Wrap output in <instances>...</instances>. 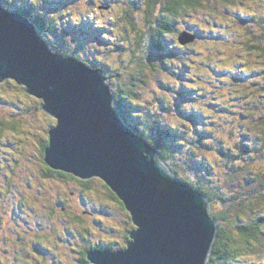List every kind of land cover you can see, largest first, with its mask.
Instances as JSON below:
<instances>
[{"label": "trees", "instance_id": "trees-1", "mask_svg": "<svg viewBox=\"0 0 264 264\" xmlns=\"http://www.w3.org/2000/svg\"><path fill=\"white\" fill-rule=\"evenodd\" d=\"M88 1L94 3L92 7L95 6L93 9H99L98 13L103 10L101 9L102 1H99L101 4H98L96 0ZM131 1L139 2V0H115L112 1L111 7L110 0H108L105 6L107 9H111L114 4H127L128 9L122 14L125 21L123 40L126 42L131 41L135 30L139 28L133 19L132 13L135 10H132L133 6L129 7V2ZM245 1L144 0L143 25L137 30L140 31L138 33L139 36L133 46L118 45L120 60L117 70H113L112 68H105L102 64H94L91 61L80 58V50L78 49L70 50L67 31L64 30L65 26L58 23L55 18L44 15L40 11V5H37V2L25 0V3L18 1L17 4L14 1L0 0V4L7 10L22 14L28 18L36 27L38 35L50 46L49 48L52 51L67 57L74 56V58L85 62L92 68L104 70L107 77L114 82L115 105L124 123L160 153L164 161L172 169L175 177L191 184L206 194L210 200V207L215 200H220L221 203H224V209L222 208L220 212H211L216 219L218 230L207 264H256L254 259L264 255V166L259 167L260 163L249 162L239 164L241 161H248L252 153L257 154L260 151H264V19H261L256 13L246 16L236 11L233 16L223 14L225 21H221L220 17L222 16H219L218 13L219 7H216V3L220 2L219 4L222 3L226 11L230 8L241 9L242 7H235V5H242ZM34 8H36V13L33 12ZM130 8L131 11L129 10ZM196 11L202 12V22L194 20ZM121 23L123 24V21ZM185 23L188 25L186 24L185 26ZM244 23L249 26H258L262 30L260 33L252 34V30L249 31L248 29L249 33H245L247 38L241 34V40H236L234 35L238 31V27L235 24ZM230 27H235V30H229L228 28ZM108 29L109 27L107 26ZM248 31L246 29V32ZM184 32L193 35L195 40L182 44L179 37ZM200 36L201 38L209 36L208 38L210 39L207 38L206 40L212 41V44L216 46L224 44L232 48L236 44L241 45V52L248 57L247 61L249 64L245 63L239 67V63H243L244 60H240L238 63L234 61L235 63L231 62L224 72V70H220L222 66L218 63H213V65L205 63L206 69L203 72L209 73L210 77L206 76L205 80L210 84L206 82L205 84L208 86H205L203 82L199 86L192 84L188 72L190 67L188 61L192 53H187V51L191 47L195 48ZM252 60L258 65L254 66V64H251ZM122 64L124 65L122 66ZM172 65H174L173 69H171ZM125 69L128 71H124ZM215 73L220 76L218 81L215 79ZM164 75L172 76L174 80L167 85L163 82ZM195 76L196 78H193L194 81H197V78L200 79L197 73ZM252 77H254L255 81L253 85H250L248 79ZM158 80L162 83L160 84ZM149 81H153L161 88L160 93L164 90L170 93L171 96L164 98L159 93L154 100L149 98L142 99L139 89L147 85ZM175 81H177L176 83L179 81L178 87ZM5 82H12L11 84L16 85L14 83L16 81L12 79ZM226 84L231 86L230 90L227 91L235 95L238 102L243 100L247 104V107H244L239 112V116L248 122L243 124V127L237 121L239 116H237L236 120L232 117V126L227 131H225L226 128L219 131L210 130L207 127L208 123L217 125V117L222 116L218 115V112H224L219 101L224 93H227L224 91V88H226L224 85ZM169 86H174V89ZM188 93L193 94L197 98L198 96H202L204 99L210 97L208 103L212 110L215 111L211 115H207L208 119H206L207 116L190 110L186 115L187 122L184 120L182 125L172 126L168 121L170 118L168 114H173L175 106L178 111H183L180 109L181 104L177 99L187 96ZM25 95L29 97L30 94L25 90ZM215 101H217L218 109L213 107ZM41 105L42 102L38 105L39 113L45 116V119L47 117V120L43 121L45 124L42 127L45 126V133L38 143L39 148L37 150L38 163L40 165L39 179L41 178L39 190L44 192L48 182H51V184L55 181L65 183L71 194L83 199V205L79 206L81 210V207L88 208L87 204L90 194H94L95 199L103 201L105 205H110L108 210L104 208L105 210L103 211L111 210L113 202L116 204L117 210L115 211L122 212L129 218H127L129 226L127 225L128 227L126 226L124 230H121L124 235L123 240L116 242L114 247L126 248L131 241L130 233L135 230L133 227L135 224L132 220V214L127 210L116 193L112 191L111 187L102 178L96 176L94 178L93 176L90 179H83L71 173L55 170L47 163L46 150L50 146V131L56 127L58 121L45 112ZM18 106L21 107L22 105L19 104ZM245 110L247 113L244 112ZM245 114L247 116L244 117ZM18 119L14 117L11 122L0 121V132L5 134L11 131L13 134L17 133L20 135L19 125L22 122L17 121ZM223 132L224 135H222ZM7 137L9 135L0 137V141ZM206 150L219 154L220 162L218 166H221L218 167L219 174H216V178L220 182H228L226 183L229 186L228 188L210 189L208 184L201 182L195 184L193 181L191 183L183 175V172L188 169L202 171L205 175L208 172L207 176L212 172L213 167H210V164L203 161L202 156H200V152ZM11 172L13 176L17 175V172ZM77 181L82 190H76L74 184H72ZM97 182L104 186V189L100 192H97L100 187L96 186ZM240 183L245 186V193H238L237 186ZM238 188L240 189L239 186ZM90 190H92V193L89 192ZM60 199L61 202L56 206H59L64 212H68L69 201L65 197ZM52 211L54 210L48 211L46 214L51 215ZM85 213L90 215L89 211L83 209L82 212L80 211V216L76 217V220L83 225L84 231L88 232L89 229H86L88 223L83 218V216H86ZM42 240L38 237L33 241V244L43 246L45 242ZM16 241L19 248L18 253L20 254L16 256V259L29 261V258H27L29 253L27 247L29 245L25 244V236L22 238L19 234ZM103 246L112 247V242L108 243V241L103 240L95 244L92 249L104 250L102 249ZM89 248L86 246L80 252L78 251L79 257H81L78 264H88Z\"/></svg>", "mask_w": 264, "mask_h": 264}, {"label": "rangeland", "instance_id": "rangeland-1", "mask_svg": "<svg viewBox=\"0 0 264 264\" xmlns=\"http://www.w3.org/2000/svg\"><path fill=\"white\" fill-rule=\"evenodd\" d=\"M9 1H14L17 4L18 1L25 3V0ZM33 1L35 3L37 2V5H40V11L44 15L55 18L58 23L65 26L64 30L67 31L70 50L78 49L80 50V58L91 61L94 64H102L105 68L108 67L113 70H117L120 60L118 45L125 44L127 47H129L128 45L133 46L136 38L139 36L138 33L140 31L137 30L143 25L144 0L129 2V7L133 6L132 10H135L132 13L134 22L139 26V28L135 30L130 42L123 40V27L125 21L123 20L122 14L128 9L127 4L118 3L114 4L113 8L107 9L105 6L108 0H96L98 4H101L99 1H102L101 9L103 10L98 13L99 9H93L95 7H92L94 3L88 0ZM112 1L115 0H110L111 7ZM219 3L220 2H218V4L216 3V7H219L218 13L219 16H222L220 17L221 21H225V16H223V14L233 16L236 11L246 16L256 13L261 19H264V0H246L242 5H235V7H242L241 9L237 8L235 10V8H230L228 11L224 10L225 8L222 3ZM129 10L131 11V8ZM33 12H37L36 8L33 9ZM194 20H200V22H202V12L196 11ZM122 21L123 24L121 23ZM186 24L187 23L184 25L186 26ZM235 25L238 27V31L235 32L234 35L236 40H241V34L244 36L245 33H249L250 30H252V34L260 33L262 30L261 28L259 29L258 26H249L245 23ZM107 26L109 27L108 30ZM228 29L234 31L235 27H230ZM246 29L247 31L249 29V31L246 32ZM106 33L107 35H105ZM208 37L209 36L201 38L200 36L195 48L191 47V49L187 51V53H192L188 61L190 65L188 69L189 79L192 84L198 86L203 83L205 86L210 84L205 80L206 76L210 77L209 73L203 72L206 69V66H204L205 63L210 65L218 63L222 66L220 70H224V72L231 62H233V64L235 63L234 61L238 63L240 60H244L243 63H239V67L245 63L249 64L247 61L248 57L241 52V45L236 44L232 46V48L224 44H222V46H216L212 44V41L206 40ZM245 38H247L246 35ZM251 64H254V66L258 65V63H255L253 60ZM123 65L124 64H122V66ZM173 68L174 65L171 66V69ZM124 71L128 70L125 69ZM196 73L199 75L198 77H200V79L197 78V81H194L193 78H196ZM219 77V74L215 73L216 81H218ZM253 78L254 77L248 79L250 85H253L255 81ZM173 80L174 77L172 76H163V82L167 85ZM158 82L160 84L162 83L160 80H158ZM176 82L177 81H175V83ZM205 82L207 84H205ZM11 83H6L5 81L0 82V121L6 120L11 122L14 117H16L19 118L17 121H21L22 123L19 125L20 135L17 133L13 134L11 131L5 134L0 132V137L9 135V137L0 141V264H78L81 258L79 257L78 251L80 252L86 246L89 248V246H93L103 240L108 241V243L112 242L114 245L116 242L122 241L124 235L121 233V230H124L127 225L129 226L127 221L128 216L122 212H116V204L113 202L111 210L103 211L105 209L108 210L110 205H105L103 201L96 200L94 194H90L92 190L89 191L90 198L88 196V208L81 207L82 210H87L90 213V215L85 213L86 216H83L88 223L86 229H89V231L86 232L82 227L83 225L76 220V217H78V215L80 216V211L82 212L79 207L83 205L82 198L79 199L78 196L71 194L67 185L60 181H55L52 184L48 182L46 183V190L44 192L39 190L41 178L39 179L40 165L38 163L37 150L39 148L38 143L44 137L45 126L42 127V125L45 124L43 121H46L47 117L45 119V116L39 113L38 105L42 100L33 95L27 97V95H25L24 86L17 85L16 82H14L16 85ZM111 83L113 86L114 82L112 80ZM178 85L179 81L176 83L177 87ZM224 86L226 87L224 91L227 93H224L222 99L219 101L224 112H218V115L222 116L217 117V125L208 123L207 127L210 130L219 131L225 130L226 128L225 131H227V129H230V126H232L231 118L233 117L234 120H236L237 116L240 115L239 112L242 111L244 107H247V104L243 100L238 102L235 95L227 91L230 90V85L228 86L226 84ZM169 87L174 89V86ZM160 89L161 88L153 81H149L147 85L139 89L140 97L142 99L149 98L154 100L160 93ZM160 94L164 96V98L171 96L170 93L164 90H162ZM209 99L210 97L204 99L202 96H198L197 98L190 93H188L187 96L180 97L177 101L181 104L180 109L183 111H178L175 106L173 114H168L170 117L168 119L169 123L172 124V126H180L183 124L182 122L184 120L187 122L186 115L190 110L203 116L211 115L215 110L213 111L212 107L209 105ZM216 103L217 101H215L213 107L218 109ZM19 104L22 106L19 107ZM244 112L247 113L246 110ZM245 116L247 115L245 114L244 117ZM206 119H208V116ZM237 121L241 126L248 122L246 119L243 120L241 116H239ZM222 135H224V132ZM262 152L260 151L257 154L252 153L248 161H241L239 164L249 162L256 164L260 163L259 167L264 166V151ZM200 156H202L203 161L210 164V167H213L212 172L207 176L208 172L205 175L202 171L199 172L197 170L188 169L183 172V175H185L191 183L193 181L195 184L198 182L205 183L206 185L208 184V188L210 189L218 190L220 187L221 189L228 188L229 186L226 185L228 182H220V180L216 178L219 174L218 167L221 166H218L220 162L219 154L206 150L200 152ZM11 171L17 172V175L13 176ZM241 179L246 181L244 178ZM72 184H74L76 190H82L78 181ZM96 184L97 187L100 186L97 192L104 189V186L100 185L98 182ZM238 186V193L246 192L243 183H240ZM61 197H65V199L69 201L67 206L68 212H64L59 206H56L61 202ZM222 208L224 209V203H221L220 200H215L214 204L212 203L210 207V213H218ZM51 210H54L51 212L52 214L47 215L46 212ZM133 227L135 230L137 229L135 225H133ZM17 233H19L22 238L24 236L26 238L25 244H27V246L29 245L27 247L29 251L27 258H29V261L16 259V256L20 255L16 243V239H18L19 236ZM38 237L45 242L43 246L33 244V241ZM254 262H256V264H264V255L256 257Z\"/></svg>", "mask_w": 264, "mask_h": 264}, {"label": "water", "instance_id": "water-1", "mask_svg": "<svg viewBox=\"0 0 264 264\" xmlns=\"http://www.w3.org/2000/svg\"><path fill=\"white\" fill-rule=\"evenodd\" d=\"M179 40L195 37L184 32ZM7 79L25 86L58 121L47 163L102 178L132 214L137 229L126 248L92 249L88 264H207L218 230L208 196L175 177L124 123L104 70L52 51L28 18L0 4V82Z\"/></svg>", "mask_w": 264, "mask_h": 264}, {"label": "flooded vegetation", "instance_id": "flooded-vegetation-1", "mask_svg": "<svg viewBox=\"0 0 264 264\" xmlns=\"http://www.w3.org/2000/svg\"><path fill=\"white\" fill-rule=\"evenodd\" d=\"M93 247H94V245L91 246V247L89 248V251L92 250ZM102 249H104V250H105V249H112V250H117V251H118V250H121V249H124V248L117 249V248L114 247V244L112 243V247H110V246H106V247H104V246H103Z\"/></svg>", "mask_w": 264, "mask_h": 264}, {"label": "bare ground", "instance_id": "bare-ground-1", "mask_svg": "<svg viewBox=\"0 0 264 264\" xmlns=\"http://www.w3.org/2000/svg\"><path fill=\"white\" fill-rule=\"evenodd\" d=\"M168 51V50H167ZM74 57V56H73Z\"/></svg>", "mask_w": 264, "mask_h": 264}]
</instances>
